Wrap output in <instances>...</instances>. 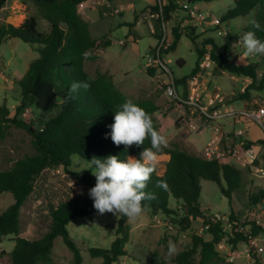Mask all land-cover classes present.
I'll use <instances>...</instances> for the list:
<instances>
[{
	"label": "trees",
	"instance_id": "obj_1",
	"mask_svg": "<svg viewBox=\"0 0 264 264\" xmlns=\"http://www.w3.org/2000/svg\"><path fill=\"white\" fill-rule=\"evenodd\" d=\"M9 0H0V9ZM32 2L36 6L37 14L28 15L18 25L0 19V46L10 38H19L32 45L38 56L31 60L26 71L20 78H15L19 87V103L12 116L8 107L0 105V140L5 130L14 126L25 130L31 138L34 152L14 161L8 169L0 170V195L8 192L13 202L0 211V243L3 237L13 236L14 246L10 251L11 264H51L54 240L61 237L64 244L72 251L75 264L81 263L80 249L70 236L67 225L76 216L84 217L94 210L90 197L83 199L64 200L50 208V225L38 238L28 239L19 235L20 210L34 189L35 178L46 168L65 169L71 166L72 156L88 163L96 158H105L108 155H118L121 159L127 156L139 158L144 148H151L150 138L137 146H117L106 133L111 129L108 125L114 122L115 111L124 101L129 100L124 92L116 87L112 76L107 72L89 73L86 61L93 60L97 50L105 49L110 40L102 37H93L89 24L78 14L77 6L84 0H22ZM111 1V0H107ZM193 4L200 0H183ZM233 6L220 18L223 23L227 19L254 13L253 19L261 24V29H254L250 22L244 25L241 31L228 34L224 48L217 53L216 45L211 38H204L200 43V34L197 27L188 25L183 30L174 28L172 42L160 50L159 58L172 51L180 38L185 35L194 46L197 59L190 73L179 79H173L175 86L183 88L182 97L186 96V80L198 70V63L205 49L212 45L211 58L216 68L229 72L232 75L250 78L243 91L234 98L250 99L251 90H261L264 86V75L258 76L260 63L250 61L246 64H237L229 60L233 42H236L248 31H255L256 36L264 40V0H232ZM153 18V36L159 41L162 39V26L171 19L176 9H181L177 0H165L160 4L149 6ZM38 16L46 20L49 28L40 31L37 28ZM213 29L217 27L209 26ZM200 46V47H199ZM181 60L177 63L180 64ZM148 75H154V69H146ZM87 81L88 89L81 88L74 98H69V89L73 82ZM142 107L152 119L154 127L160 132V124L156 117L158 105L151 99L133 100ZM33 106L39 117L36 124L27 122L20 117L24 110ZM178 123L176 122V125ZM207 123L201 121L200 126ZM247 142L245 147H249ZM155 151V149H153ZM160 154H168L162 174L157 169L151 174L144 189L151 194V199L142 200L145 211L153 215H160L167 219L179 232L189 231L193 221H200L201 225H208L206 238L196 232H190L188 244L178 250L172 262L174 264H233L225 260L215 245L222 238L234 249L240 243L247 242L243 233H233V237L223 229L222 219L211 217L199 201L201 186L199 181L209 180L217 184L221 193L231 198V193L240 187L242 171L232 163L215 159H206L202 155L189 152L178 147H163ZM255 161V160H254ZM257 160L255 161V163ZM253 162V166L255 164ZM77 179L90 188L96 181L93 180L91 170L84 174L74 173ZM163 182V183H161ZM264 200V187L255 192H249L247 203L255 206ZM118 220L114 231V238L108 248L88 247L86 250L91 257L101 258L102 264H113L121 256L129 255L126 244L129 241L130 226L128 217L117 214ZM229 222H236L245 227L248 234L257 237L264 234V227L256 224L255 220H245L240 223L233 211L228 216ZM149 264H168L167 260L157 249L149 252ZM249 255L254 264H259L256 248L249 247Z\"/></svg>",
	"mask_w": 264,
	"mask_h": 264
},
{
	"label": "rangeland",
	"instance_id": "obj_2",
	"mask_svg": "<svg viewBox=\"0 0 264 264\" xmlns=\"http://www.w3.org/2000/svg\"><path fill=\"white\" fill-rule=\"evenodd\" d=\"M177 1L180 4L183 0ZM160 2L162 3L163 0ZM7 3L4 10L0 11V18L14 25L20 24L17 14L24 6L19 7L14 0ZM27 4L26 14L36 15L37 9L34 3L28 2ZM153 4H155V0H111L110 2L107 0H84L81 2L77 6L78 14L88 22L91 35L93 37L104 36L110 40L108 47L97 50L96 57L86 61L85 68L91 74L96 72L110 74L116 87L130 99H151L154 101L159 107L156 117L160 124V133L167 139V147H178L195 153L196 151L193 150L188 140L192 135L198 138L201 143H206L212 136V125L217 124L221 130L228 131L231 128L228 125L230 119L226 116L218 117L202 130L199 113L197 111L190 112L189 109L178 105L166 94L165 87L171 77L179 79L189 74L195 65L197 55L189 38L183 35L172 51L162 55L160 61L164 68L159 63L152 66L151 62H148V59L152 58L149 53L150 46L153 48L161 42L162 47L165 48L172 42L174 28L183 30L188 26L184 17V9H176L171 19L162 26V39L156 40L152 35L154 31L152 19L156 17V14L150 15L149 7ZM197 4L209 20L223 17L226 11L233 6L232 0H200ZM253 17L254 13L250 12L244 16L227 19L223 22V27L228 30L229 34H233L241 31L242 27L248 24ZM209 26L205 23L197 26V32L200 34L198 42L200 43L204 38H211L216 45L217 53H220L224 48L225 39L217 35L216 29ZM37 28L40 31H46L49 24L38 16ZM189 30L190 28L187 27V31ZM211 49L212 45H209L205 51L210 53ZM243 52L241 36L238 41L232 43L231 52L227 57L237 64L258 61L260 63L258 76L262 77L264 75V55L245 57ZM37 56L38 52L32 45L19 38L7 39L0 46V105L4 103L8 107L10 116L14 114L15 107L20 100L19 87L14 80L24 74L29 62ZM176 60H181V64H178ZM149 67L154 69L153 76L146 72ZM243 78L229 72H221L214 66L210 68V74L207 76V93L212 95L215 92L224 94L233 92L236 93L233 97H236L244 89ZM251 93L259 103L264 100V86L261 90H251ZM232 104L235 107H241L242 101L235 100ZM39 116L33 106L27 107L20 115L27 122L35 124ZM192 125L197 127L192 129ZM234 129H246V137L253 142L249 144V148L254 149V144L257 145V143L261 145L262 148L258 154L254 149L256 154L254 160L260 164L261 155L264 154V119L262 125L245 119L243 123H237ZM33 152L30 135L23 129L14 126L8 127L4 137L0 140V170L10 168L14 161ZM168 157V154L159 155L156 167L159 174L164 171ZM72 160L71 166L66 169L62 166L46 168L35 178L34 189L20 210V236L28 239L40 237L50 225L49 211L52 206L68 199L89 197L90 187L81 183L74 174L86 173L89 165L84 161H79L76 155L72 156ZM255 164L256 168L246 169L247 174L243 176L240 187L231 193L233 199L235 197L245 198L247 204L248 193L264 187V163ZM258 168H262V170H258ZM92 176L96 181L95 176ZM199 184L201 186L199 201L202 209L209 214L211 219L216 212L221 214L230 212L228 210L230 206L234 210L233 202L229 203L230 198L221 193L216 183L201 179ZM12 202V195L4 192L0 195V211ZM236 207H238L239 216L244 217L248 210L247 207L242 204H236ZM234 214L236 215L235 210ZM117 220L118 217L114 213L99 214L95 209L87 216H76L70 220L67 230L80 249L82 257L80 264H102L101 258L91 257L86 249L92 246L108 248L114 238ZM222 221L224 223L225 220L222 219ZM127 223L130 226L129 241L126 244L129 255L121 256L113 264H149L148 252L151 249H157L168 264H174L172 258L178 250L188 244L190 232H199L202 227L200 221H193L191 229L181 233L167 219L160 215H153L148 211H144L135 220L128 219ZM206 237L208 236L206 235ZM170 243L175 246V252L171 255H169ZM256 243L264 250V234L256 237ZM13 246V236L3 237L0 243V264H11L10 251ZM254 246L258 254L257 246L255 244ZM237 247V249L245 251V247L241 243ZM51 257V264H75L72 251L64 244L61 237L55 238ZM250 258L246 254H242L233 264H254Z\"/></svg>",
	"mask_w": 264,
	"mask_h": 264
},
{
	"label": "clouds",
	"instance_id": "obj_3",
	"mask_svg": "<svg viewBox=\"0 0 264 264\" xmlns=\"http://www.w3.org/2000/svg\"><path fill=\"white\" fill-rule=\"evenodd\" d=\"M250 24L254 29L262 27L256 19H251ZM242 44L243 56L264 55V40L259 39L255 31L246 32L242 36ZM89 87L87 81L73 82L69 89V98H74V94L81 88ZM108 127L111 131L105 134L106 138L110 136L117 146H139L146 138H150L151 148H144L138 159L130 156L121 159L118 155L91 159V167L88 169L95 176L96 183L88 190V195L93 201V208L99 214L111 212L135 220L145 211L142 200L151 199V194L144 189L157 167L162 146L166 147L168 142L154 127L149 114L131 99L118 106L114 122ZM174 252L175 246L170 243L169 255Z\"/></svg>",
	"mask_w": 264,
	"mask_h": 264
},
{
	"label": "built area",
	"instance_id": "obj_4",
	"mask_svg": "<svg viewBox=\"0 0 264 264\" xmlns=\"http://www.w3.org/2000/svg\"><path fill=\"white\" fill-rule=\"evenodd\" d=\"M160 4H164L165 1ZM182 9L185 12V21L187 25L197 27L203 23L209 24L210 26L217 27V35L221 37H226L229 33L228 30L223 27V23L220 22V18L209 20L207 16L200 10L197 3L189 4L186 1L181 3ZM164 39V37H163ZM162 47V43H158L152 49L151 56L152 58L148 59V62H151L152 66H155L157 63L160 66L163 64L160 61L159 54ZM216 65L215 61L211 58L210 53L205 52L198 63V70L194 75H191L186 80V96L182 97L183 88L181 86H175L173 78L171 77L170 81L166 84L165 92L171 97L178 105H183L190 112H198L199 118L206 122L207 124L212 123L218 117H231L236 122L253 120L256 123L262 125L264 119V106H258L251 111H234L229 110L225 107V102L229 98L234 96L233 92L224 94L220 92H215L210 95V98L207 102L203 100L204 94L207 93V84L204 80V72L213 68ZM164 68V66H163ZM179 88V89H178ZM258 104V102L256 103ZM197 126L192 125L191 128L195 129ZM214 134L204 145L201 155L206 159H215L218 161L225 162L229 158H240L243 159V163L253 166L255 159V151L253 148L245 147L247 143L246 140L242 139L244 134V129H236L233 131L234 140L230 143L223 144L220 138L221 127L217 124L212 125ZM256 168V167H255ZM262 170V168H258ZM212 220V219H211ZM223 229L227 231L231 237L233 233H243L247 237V242L241 243L245 247V251L234 249L232 245L227 241V238L224 237L218 241L215 245L217 252L225 258L226 261L233 263L239 256L246 254L249 255V247L256 245V237H252L248 234L245 227H241L236 222H229L227 218H224ZM256 224H259V221L255 219ZM208 229V225H202L199 229V232H196L199 235H202ZM251 259V258H250Z\"/></svg>",
	"mask_w": 264,
	"mask_h": 264
},
{
	"label": "crops",
	"instance_id": "obj_5",
	"mask_svg": "<svg viewBox=\"0 0 264 264\" xmlns=\"http://www.w3.org/2000/svg\"><path fill=\"white\" fill-rule=\"evenodd\" d=\"M10 1V0H9ZM8 1V2H9ZM12 1V0H11ZM165 1V0H164ZM14 2L16 3V4H18V6L19 7H21V6H24L23 7V9H22V7L20 8V11H18V17L20 18V20H19V22L18 23H21L25 18H26V16H28V14H26L27 12L25 11V9H26V5H28L27 3L28 2H23L22 0H14ZM6 4H8V3H6ZM165 4V3H164ZM5 6V5H4ZM4 6H3V8L2 9H0V11L2 12L3 10H4ZM107 6V5H106ZM110 7V6H109ZM151 15V14H150ZM1 19V18H0ZM246 25V24H245ZM239 32V31H238ZM234 33H237V32H234ZM153 35V34H152ZM240 39V38H239ZM238 39V40H239ZM157 40V39H156ZM237 40V41H238ZM156 43V42H155ZM154 43V44H155ZM154 46V45H153ZM150 48H151V51H152V49L154 48H152V46H150ZM149 52L150 54L152 53V52ZM177 61V60H176ZM181 64V63H180ZM168 71V70H167ZM221 72H224V71H221ZM169 74H171V73H169ZM204 80H206L207 81V76L210 74V69L209 70H207V71H205L204 73ZM242 77H244V76H242ZM250 81H251V79L250 78H247V77H244L243 78V82H244V87L247 85V84H249L250 83ZM239 93V92H238ZM241 93V92H240ZM234 94H236V93H234ZM210 98V94L209 93H206V94H204V96H203V100L205 101V102H207L208 101V99ZM234 98L235 97H231V98H229L228 100H226V102H225V107L227 108V109H229V110H234V111H251V110H254L255 108H257L258 106H264V100L263 101H261L260 103L258 102V100L252 95V93L250 92V99L249 100H244V99H237V100H241L242 101V106L241 107H235L232 103H233V101H235L234 100ZM258 102V104L257 105H255L256 103ZM229 123H228V125H230L231 126V128H230V130H228V131H223V129L221 130V132H220V138H221V140H222V143L223 144H226V143H230L231 141H233L234 140V136H233V131L234 130H236V129H234V126L238 123V122H236V121H234L233 120V118H231V117H229ZM239 123H243V121H241V122H239ZM238 123V124H239ZM208 124H206L205 126H203L202 127V130L207 126ZM214 134V132L212 133V135ZM242 139H244V140H246V142H251V140H249L247 137H246V129H245V132H244V134L242 135ZM189 144L191 145V147H193V150H195L196 152H195V154H197V155H201V152H202V149H203V147H204V145L206 144V143H204V142H200L199 141V139L198 138H196L195 136H191L189 139ZM253 142H251V144H252ZM261 145L259 144V143H257V145H255L254 144V149H255V151H256V154H258L259 153V151L261 150V148L262 147H260ZM259 149V150H258ZM198 152H199V154H198ZM192 153H194V152H192ZM259 161V160H258ZM264 154L263 155H261V161H260V164H259V162H256V163H258L259 165H261V164H263L264 162ZM225 162H228V163H232V164H234L236 167H238V168H240L241 169V171H242V179H243V176H245L246 174H247V171H246V169L247 170H249L250 169V165H248V164H245V163H243V159L241 160L240 158H229V159H227ZM257 164V165H258ZM246 171V172H245ZM251 171V170H250ZM251 192H255V191H251ZM237 194V193H236ZM237 196V195H236ZM231 202H233V204H234V206H235V208H234V210H235V213H236V215L234 214V210H233V208L230 206L229 207V211L231 212V210L233 211V214L235 215V217H236V219L238 220V221H245V220H258L259 221V225H261L262 227H264V220L262 221V219H264V200L263 201H261V202H259L258 204H256L255 206H249L248 205V203L246 204V201H245V198L243 199V198H240V197H235L234 199H233V197H232V195H231V198H230V201H229V203L231 204ZM236 204L237 205H239V204H242V205H244V206H246L247 207V213H246V215L244 216V217H240L239 216V214H238V207H236ZM230 212H228V213H225V214H221V213H219V212H216L215 214H214V216L216 217V218H220V219H224V218H227V216H229V214H230ZM260 235V234H259ZM258 235V236H259ZM203 236H205L206 237V234H204ZM209 237V236H208ZM208 237H206V238H208ZM210 238V237H209ZM256 246H257V243H256ZM257 250H258V262H259V264H264V257H263V248H260V247H258L257 246Z\"/></svg>",
	"mask_w": 264,
	"mask_h": 264
},
{
	"label": "bare ground",
	"instance_id": "obj_6",
	"mask_svg": "<svg viewBox=\"0 0 264 264\" xmlns=\"http://www.w3.org/2000/svg\"><path fill=\"white\" fill-rule=\"evenodd\" d=\"M18 17V16H17Z\"/></svg>",
	"mask_w": 264,
	"mask_h": 264
},
{
	"label": "water",
	"instance_id": "obj_7",
	"mask_svg": "<svg viewBox=\"0 0 264 264\" xmlns=\"http://www.w3.org/2000/svg\"><path fill=\"white\" fill-rule=\"evenodd\" d=\"M152 52V51H151Z\"/></svg>",
	"mask_w": 264,
	"mask_h": 264
}]
</instances>
